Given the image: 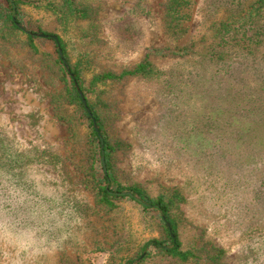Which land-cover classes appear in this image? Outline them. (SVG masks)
Listing matches in <instances>:
<instances>
[{"label":"rangeland","instance_id":"1","mask_svg":"<svg viewBox=\"0 0 264 264\" xmlns=\"http://www.w3.org/2000/svg\"><path fill=\"white\" fill-rule=\"evenodd\" d=\"M26 1L27 26L62 35L87 79L154 64L96 88L111 140L129 145L114 158L117 171L154 195L181 190L185 246L224 249L225 264H264L259 0H185L173 23L168 0H78L96 14L68 25L51 0ZM191 43L194 52L175 55ZM36 44L37 54L24 35L0 37V264H124L163 225L129 200L97 205L90 130L58 100L67 82L54 43ZM142 264L207 263L155 255Z\"/></svg>","mask_w":264,"mask_h":264},{"label":"trees","instance_id":"2","mask_svg":"<svg viewBox=\"0 0 264 264\" xmlns=\"http://www.w3.org/2000/svg\"><path fill=\"white\" fill-rule=\"evenodd\" d=\"M7 5L0 9V37L5 39L26 36L28 48L39 53L36 39L50 40L56 47L58 65L67 85L65 92L58 95L64 97V104L74 107V113L86 123L90 130V137L95 148V157L91 165L94 181L97 188V205L114 209L125 200L140 205L145 212L158 213L164 233L159 238H152L142 244L139 252L125 259L124 264H142L155 255L179 260L183 263L191 260L203 259L207 264H225L223 258L225 250L205 244L202 248L185 246L180 228L184 220L180 204L185 201L181 190L171 188L166 193L154 195L141 184H129L122 180L114 163L116 154L129 145L122 141L113 142L110 138L106 116L97 108L96 88L101 83L121 82L131 76L148 75L155 71L154 64L146 58L132 69L120 73L105 71L99 72L91 79H87L81 61L73 62L70 44L60 34L45 29L34 30L27 26L25 17L26 0H6ZM185 0H168L166 5L167 20L169 23L177 22L183 12ZM264 6V0H259ZM49 8L63 25L72 21L89 20L94 18L96 10L93 7H82L78 0H51ZM223 23V22H222ZM195 44L191 43L177 49V54H191ZM162 53H173L170 49H163ZM56 102V99H55ZM62 114L63 108L59 106ZM67 118V117H66ZM77 129L74 123L70 124ZM115 254V253H114Z\"/></svg>","mask_w":264,"mask_h":264}]
</instances>
